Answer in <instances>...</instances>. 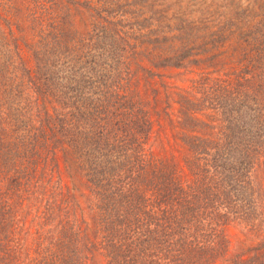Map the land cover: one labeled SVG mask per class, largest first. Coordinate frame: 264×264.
Segmentation results:
<instances>
[{
  "label": "trees",
  "instance_id": "16d2710c",
  "mask_svg": "<svg viewBox=\"0 0 264 264\" xmlns=\"http://www.w3.org/2000/svg\"><path fill=\"white\" fill-rule=\"evenodd\" d=\"M0 5V264H264V0Z\"/></svg>",
  "mask_w": 264,
  "mask_h": 264
},
{
  "label": "rangeland",
  "instance_id": "374dc122",
  "mask_svg": "<svg viewBox=\"0 0 264 264\" xmlns=\"http://www.w3.org/2000/svg\"><path fill=\"white\" fill-rule=\"evenodd\" d=\"M5 16L10 17V14L5 12L2 5H0V38H1V34L3 32V29L5 31H8V25L10 26V23L13 20V18H6ZM4 23L7 24V27H4ZM2 53L3 52L0 51V56H1L0 59L1 60H2ZM21 55L23 56V58L28 63L32 62L30 51H29V49H27L24 46H22V48H21ZM3 57L6 58L4 53H3ZM193 78H194V73H192L191 71H189L187 69L171 68V69L166 70V77L164 78V80L169 81L172 84H178L180 86L186 87V86H189L191 84V80ZM156 80H157L156 78H152L150 85H152V84L155 85ZM159 82H162V79ZM164 105L165 104L163 103L162 106H164ZM59 157H61V156H59ZM48 158H49V155H48ZM262 161L263 162H262V164H260V168L258 170V186H260L259 188L262 192V198L261 199H262V202L264 203V160H262ZM70 171H71L70 173H64L63 180L66 181L67 184H69L70 186L73 187V192L76 194L78 199L83 200L85 203V201H86L85 195L89 194V190H88V186H87L88 183L85 180L84 174H83L80 167L74 168L73 170H70ZM24 193H26V192H24ZM18 200L20 203L21 199L18 198ZM30 206H32V205H30ZM23 212L24 213L32 212V216L30 215L29 217H27L28 221L31 220L29 222L30 224L33 222V220L36 221V220H39L42 218L39 216L38 212L34 211V209L25 208L23 210ZM35 217H36V219H34ZM24 219H26V216L24 217ZM244 229H245L244 226H242L240 224H233L231 229H230V231L232 232V235H233L232 236L233 244H234L233 248L235 251L240 250L241 246H244L245 244H250V243L255 244L258 241L255 237L246 234ZM24 230H26V231L22 233V237H23L22 243L23 244L28 243L27 246H30L29 248H34L35 242L33 241V239L37 238V240H38V238H40V236L38 235L40 230H42L41 236H43L47 232V230L44 228L39 229L38 225L34 226L31 229L26 228ZM242 241H244V242H242ZM16 244H19V243H16ZM94 254L95 255L93 256V258H91L87 264H107V259L100 249H96Z\"/></svg>",
  "mask_w": 264,
  "mask_h": 264
}]
</instances>
